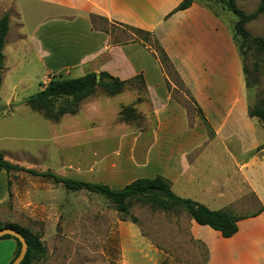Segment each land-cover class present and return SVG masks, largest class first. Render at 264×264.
I'll return each instance as SVG.
<instances>
[{"label":"rangeland","instance_id":"obj_1","mask_svg":"<svg viewBox=\"0 0 264 264\" xmlns=\"http://www.w3.org/2000/svg\"><path fill=\"white\" fill-rule=\"evenodd\" d=\"M259 1L235 3L248 14ZM17 2L0 0V17L9 15L0 87V151L5 158L25 168L50 170L112 188L138 177L168 173L169 160L156 159L149 151L150 135L138 134L148 131L153 123L150 105L145 115L136 106L137 98L146 100L139 78L115 95L96 89L78 104L74 114H64L58 120L46 118L24 104L23 100L39 90L41 83L74 77L83 71L72 62L74 25L47 24L43 16L54 9L30 0ZM91 21L94 28L107 31L112 42L141 36L104 18L92 17ZM51 28L56 30L53 37L57 36L50 41L53 45L45 42L57 51L51 57V66H55L48 65L47 69L48 60L40 56L39 36ZM244 28L252 37L264 39V13L245 23ZM241 58L247 71L248 111L264 109V57L251 44L245 59ZM166 78L170 95L187 110L189 125L193 126L199 116L193 98L175 74L167 73ZM124 107H131L138 116L122 121L119 112ZM252 122L255 139L245 133L248 124L240 121L236 129H243L245 135L239 136L240 142L228 141L231 145L227 148L237 153L239 166L234 168L232 161L224 159L229 153L220 141L209 143L214 131L204 124L208 138L187 155L190 169L197 170L207 186L215 182L218 196L224 198L223 209L244 218L264 210V121L253 118ZM254 140L259 144L252 147ZM2 179H9L11 197L0 204V222L15 223L38 237L43 252L32 264H204L206 260V248L191 235V219L182 209L152 210L146 202L133 199L128 214H121L99 194L68 190L50 179L22 171L8 175L0 171ZM11 255L0 248V264Z\"/></svg>","mask_w":264,"mask_h":264},{"label":"crops","instance_id":"obj_2","mask_svg":"<svg viewBox=\"0 0 264 264\" xmlns=\"http://www.w3.org/2000/svg\"><path fill=\"white\" fill-rule=\"evenodd\" d=\"M181 1L30 0L40 3L42 8L54 9L43 16L47 24L74 25L72 62L83 71L74 77L100 71L120 79L142 75L146 100H141L136 106L138 112L145 115L150 105L153 123L148 131L141 130L138 134L150 135L148 148L154 158H167L171 164L168 173L157 174L170 181L176 195L191 198L213 210L223 209L224 198L218 196L215 182L207 186V182L198 177V171L190 169L187 155L208 138L200 111L214 131L209 143L218 140L226 146V154H229L223 158L232 161L234 168L240 163L235 156L237 153L227 148L228 144L240 142L239 136L245 133L255 139V124L247 114L242 58L233 36L235 19L219 3L206 0H193L189 7L175 10ZM92 17L152 33L199 109L193 126L189 125L187 110L170 95L166 75L152 51L138 41L113 43L108 32L93 27ZM55 32L51 28L39 36L40 56L48 60L47 69L53 64L51 57L57 51L50 43L57 36L53 37ZM43 41L52 45L43 44ZM240 121L248 124L245 133L243 129H236ZM258 144L254 140L252 147ZM7 197V182L2 179L0 204ZM218 204L220 206H216ZM214 205L219 208H212ZM189 231L206 248L204 264H264V210L239 219L237 232L228 238L193 220ZM15 245L11 238L0 239V248L7 250V256L12 253L4 264L13 258Z\"/></svg>","mask_w":264,"mask_h":264},{"label":"trees","instance_id":"obj_3","mask_svg":"<svg viewBox=\"0 0 264 264\" xmlns=\"http://www.w3.org/2000/svg\"><path fill=\"white\" fill-rule=\"evenodd\" d=\"M214 3H219L224 10L235 16L236 20L233 24L234 40L239 48L240 55L245 59L248 50L253 44L258 52L264 57V39L262 37H252L244 28V24L255 19L260 13H264V0H260L257 8L252 13H244L235 3V0H206ZM193 0H182L175 10H182L190 6ZM8 13L0 17V87L2 83V70L4 63L3 47L5 45V37L8 30ZM129 27L135 33L140 34L138 41L143 46H147L152 51L155 58L158 59L165 74H175L181 80L179 74L175 70L173 64L169 60L167 54L160 46L157 39L151 32L139 28ZM107 32V31H105ZM143 35V36H142ZM147 41L151 42L148 44ZM118 43V42H113ZM243 74L247 71L242 65ZM134 78H139L144 86L142 75H136L129 79H120L110 75L106 71L88 72L82 76L69 77L61 79H50L46 84L41 83L40 89L27 96L23 102L31 110L41 113L44 117L58 120L64 114H74L78 108V104L85 98L92 95L96 89H103L108 95H115L122 91L126 84L132 82ZM168 90H171L170 84L166 82ZM137 103L141 101L137 98ZM0 106V111H1ZM250 118H257L264 121V109L247 111ZM122 121L133 120L136 116L134 109L124 107L119 112ZM200 117L204 124L208 126L207 121L200 111ZM0 171H5L7 174L11 171H22L27 174L50 179L55 183L62 184L68 190H86L103 196L106 200L115 206L116 211L121 214H128L129 203L131 200L146 202L152 210L161 209L170 211L175 208L182 209L191 220L198 225L208 226L211 229L218 231L224 238L231 237L237 232V221L244 217L236 216L224 209L213 210L202 203H199L191 198L180 197L171 189L170 181L162 175L156 174L153 177H138L120 188H112L108 184L99 182H90L80 179H75L67 176L58 175L50 170L37 171L32 168H25L16 163L7 160L2 151H0ZM8 198L11 197L10 181L7 180ZM261 211V210H260ZM259 211V212H260ZM257 212V213H259ZM253 214L252 216L256 215ZM135 222V219H133ZM12 227L19 231L27 242V252L20 264H32L34 260H38L43 252L42 245L35 234L28 232L15 223L2 224L0 228ZM11 238L15 241V252L13 258L18 254L20 242L10 236L4 235L0 239Z\"/></svg>","mask_w":264,"mask_h":264},{"label":"water","instance_id":"obj_4","mask_svg":"<svg viewBox=\"0 0 264 264\" xmlns=\"http://www.w3.org/2000/svg\"><path fill=\"white\" fill-rule=\"evenodd\" d=\"M4 235H10L20 242V249L18 254L14 257L10 264H20L27 252V242L24 236L12 227L0 228V238Z\"/></svg>","mask_w":264,"mask_h":264}]
</instances>
